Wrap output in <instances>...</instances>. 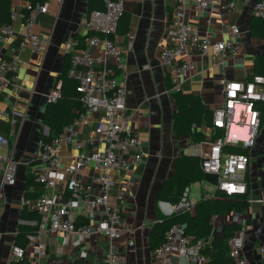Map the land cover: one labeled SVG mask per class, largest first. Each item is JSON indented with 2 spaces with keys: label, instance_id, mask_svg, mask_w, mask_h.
I'll list each match as a JSON object with an SVG mask.
<instances>
[{
  "label": "crops",
  "instance_id": "0c3cea01",
  "mask_svg": "<svg viewBox=\"0 0 264 264\" xmlns=\"http://www.w3.org/2000/svg\"><path fill=\"white\" fill-rule=\"evenodd\" d=\"M122 1L125 9L116 36L121 48V66L116 67L117 76L126 87V107L132 115V127L143 143V161L139 166L128 171H112L117 178L112 189L113 199L118 186L125 184L126 197L121 207L129 229L114 239L103 233H94L81 246L73 245L74 234L67 237L60 231L50 234L43 232L40 237L46 245L43 256L36 253V243L29 241V238L24 245V260H17L13 254L20 227L31 226L36 231L37 226L32 221L40 217L38 213L23 216V210L26 197L36 196L34 186L31 184L27 188L26 181L28 176L34 180L40 167V140L45 127L48 128L43 124L50 103L47 95L60 81L59 74L66 59L69 69L68 51L86 47V21L95 4L91 0H45L48 10L39 14L33 27V31L45 40L43 50L35 52L30 46L12 50L18 43V36H14L4 50L6 56L15 55L21 67L18 85L0 92V106L7 107L11 113V119L3 117L0 120V131L10 141V146L4 148L3 153L16 163V182L3 185L5 197L0 199V264H111L106 259L109 252L119 255V261L114 264H156L149 239L154 223L163 214L158 193L165 180L174 173L175 159L181 152L199 156L193 147L198 141L190 135L179 138L174 131V114L177 110L175 91L172 90L168 67L160 59V51L170 28L173 0ZM257 1L216 0L210 11L211 24L205 21L206 13H201L193 5L189 6L191 23L201 32L211 29L212 36L219 40L228 37L225 24H238L241 29V44L236 54L226 51V55H202L191 48L195 69L184 74L181 92L200 95L212 113L213 108L223 101L225 80L264 75L254 70V59L257 55H264V36L253 33L251 29ZM225 3L229 8L222 17L221 6ZM26 5L27 2L23 0H13L12 11L17 14L14 28L17 32L23 27ZM90 53L98 56L100 51L92 47ZM80 68L86 69L85 66ZM262 107L264 102L258 104L261 116ZM99 117L100 113H93L88 123L77 125L83 140L95 133ZM194 130L203 133L205 138L213 134L211 124L205 121L195 125ZM254 146L253 150H249L251 164L246 172L249 206L243 213L230 210L223 215H214L210 236L212 244L216 236L224 234L227 226L238 225L237 230L243 229L248 264H264V117ZM60 151L67 164L74 162L78 153L75 147L68 144L63 145ZM100 171L90 164L82 171L81 178L93 182ZM204 181L213 188L203 187ZM194 183L201 189L193 197L195 202L211 198L205 195L214 191V184L203 177L187 185L189 189ZM98 192L99 187L93 182V193ZM194 211L195 207L190 212ZM77 214L78 224L87 221L80 213ZM234 215L239 217L237 222L230 221ZM130 240L134 241L133 245L129 244ZM168 262L192 264L188 257H172Z\"/></svg>",
  "mask_w": 264,
  "mask_h": 264
},
{
  "label": "built area",
  "instance_id": "2783aa9c",
  "mask_svg": "<svg viewBox=\"0 0 264 264\" xmlns=\"http://www.w3.org/2000/svg\"><path fill=\"white\" fill-rule=\"evenodd\" d=\"M216 0H173L170 28L166 43L160 51V59L168 67L172 90H182L183 76L195 69L191 59V48L202 55H226V51L237 53L241 44V29L238 24H225L228 37L217 39L211 29L201 32L190 20L189 6L193 5L201 13H206L205 21L211 24V10ZM98 4L89 12L85 38L86 47L68 51L70 64L68 75L78 82L84 110L77 114L71 123L50 140H40L38 160L39 170L36 180L44 191L36 199H25L24 207L39 214L32 221L37 226L29 235V241L36 243L35 251L41 257L46 245L40 240L41 234L63 232L67 237L76 236L74 246H81L94 233L106 234L114 239L129 229V223L122 211L126 197L125 184L121 183L113 199L112 189L117 181L112 171L133 170L143 161V143L132 127V115L126 107V87L118 79L117 68L121 66V48L116 40L119 24L124 14L122 0H94ZM221 16L228 11V4H223ZM23 13L24 24L18 32L14 28L16 12H11V21L0 26V92L8 87L17 86L20 80L21 63L15 55L6 56L4 50L14 36L18 43L12 50L30 46L33 51L43 50L45 40L33 31L39 14L48 10L47 3H27ZM255 13L264 17V0H258ZM226 22V21H223ZM100 51L98 56L90 53V48ZM85 66L86 69H81ZM117 67V68H116ZM224 98L213 108L211 128L213 134L196 142V154L202 157L201 167L206 173L218 174V183L214 191L206 192V197H215L219 192L227 196H246L248 182L246 172L251 164L249 150L255 145L261 125L259 103L264 102V75L252 78L225 80ZM50 102L62 96L61 81L48 93ZM100 113L96 122V131L80 137L77 125L86 124L90 115ZM11 119L7 107L0 106V120ZM45 133L48 128L45 127ZM72 145L78 150L75 161L65 163L61 156V147ZM10 146L9 137L0 131V199L5 197L4 184H15L16 163L3 153ZM240 147L247 151H236L230 147ZM94 164L101 171L94 177L99 187L93 193V182L81 178L82 171ZM190 189L185 187L180 200L173 204L160 201L159 207L164 215L179 211H192L195 200L189 197ZM87 221L78 224V214ZM238 215L231 217L237 222ZM2 233H0V242ZM212 237L193 238L185 232L181 223L173 224L166 232L164 242L153 249L156 264H169L170 258L188 257L192 264H210V257L203 249L211 244ZM130 245L134 241H129ZM230 256L236 264H248L244 252V233L237 230L228 239ZM13 254L17 260H24L26 250L15 244ZM109 263L119 261V255L109 252Z\"/></svg>",
  "mask_w": 264,
  "mask_h": 264
},
{
  "label": "trees",
  "instance_id": "16d2710c",
  "mask_svg": "<svg viewBox=\"0 0 264 264\" xmlns=\"http://www.w3.org/2000/svg\"><path fill=\"white\" fill-rule=\"evenodd\" d=\"M30 4L37 2L43 3L45 0H23ZM95 3L94 0H91ZM95 3L92 7H97ZM13 0H0V26L11 21V12ZM252 32L264 36V17L256 16L251 21ZM68 60L62 66L59 74L61 81L62 96L55 102H50L43 117V124L48 126V134L42 133V139L50 140L57 136L63 128L71 123L73 119L84 110L81 100V92L77 89L78 82L76 79L67 74ZM255 73L264 74V55H257L254 59ZM176 98L177 110L174 114V131L179 138L184 135H190L197 141L205 139V135L196 132L194 126L206 122L211 124L213 113L206 108L200 95L193 93H183L181 91L174 92ZM264 117V107H262L261 122ZM236 151H247L240 147H230ZM202 157L181 152L175 159V171L165 180L162 188L158 193V199L169 201L176 204L185 189V187L197 180H202L204 171L201 168ZM264 163V159H263ZM27 177L26 187L31 184L34 186L35 197H26L27 199H36L43 193V186L36 180V176ZM249 202L246 196H227L219 193L213 198H202L195 204L194 213L190 211H179L172 215H160L159 219L154 223L150 234L149 244L151 249H155L164 242L165 232L175 223H181L185 226V232L193 238L208 237L212 233V218L216 214H226L230 210L239 213L245 212ZM36 214L24 207L23 216ZM238 225L227 226L225 232L221 236H216L210 246H206L202 251L207 254L211 261L210 264H236L230 256V248L228 238ZM35 232V228L31 226H21L16 238L18 245L23 246L28 242V236Z\"/></svg>",
  "mask_w": 264,
  "mask_h": 264
},
{
  "label": "rangeland",
  "instance_id": "374dc122",
  "mask_svg": "<svg viewBox=\"0 0 264 264\" xmlns=\"http://www.w3.org/2000/svg\"><path fill=\"white\" fill-rule=\"evenodd\" d=\"M255 148V146H253L251 149L253 150ZM203 187H206V188H213L210 184H208L207 182H203ZM201 189L199 186H197L195 183L192 184L190 186V193H189V197L191 199H193L194 196H197L198 193H200Z\"/></svg>",
  "mask_w": 264,
  "mask_h": 264
},
{
  "label": "water",
  "instance_id": "95a60500",
  "mask_svg": "<svg viewBox=\"0 0 264 264\" xmlns=\"http://www.w3.org/2000/svg\"><path fill=\"white\" fill-rule=\"evenodd\" d=\"M204 179L206 181L214 184V185H217V183H218V174L206 172L205 175H204Z\"/></svg>",
  "mask_w": 264,
  "mask_h": 264
}]
</instances>
